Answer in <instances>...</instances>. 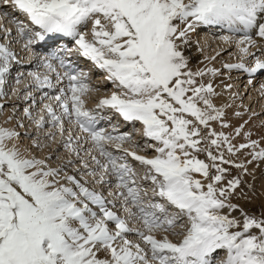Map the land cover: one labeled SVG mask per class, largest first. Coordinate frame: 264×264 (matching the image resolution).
<instances>
[{
    "label": "snow or ice",
    "instance_id": "6c2138e0",
    "mask_svg": "<svg viewBox=\"0 0 264 264\" xmlns=\"http://www.w3.org/2000/svg\"><path fill=\"white\" fill-rule=\"evenodd\" d=\"M0 20L16 30L0 23V98L22 41L35 61L22 115L68 156L52 167L18 150L23 123L0 127V264H264V205L257 216L232 203L250 199L243 177L264 147L243 124L225 131L221 70H193L186 55L198 28L218 27L239 58L223 69L252 84L264 73V0H0ZM73 55L112 85L94 109L98 89ZM113 116L139 124L143 144Z\"/></svg>",
    "mask_w": 264,
    "mask_h": 264
},
{
    "label": "rangeland",
    "instance_id": "374dc122",
    "mask_svg": "<svg viewBox=\"0 0 264 264\" xmlns=\"http://www.w3.org/2000/svg\"><path fill=\"white\" fill-rule=\"evenodd\" d=\"M199 30L200 31H204L203 33L210 35V33H208V32L206 33V30L207 29L202 30L201 28H198L197 31L195 32L196 34H194L196 37L193 36V34L191 36V42H192V45L193 46H191V44H190V47L194 48V51L196 50L195 53H194V56L197 59L196 62H195V65L192 67L193 70H195L197 67L204 68L206 65H210V66L212 65L211 67L220 69L221 70V75L217 76L214 79V81H213V85L215 87V90L217 91L218 88H219V91H217V92H219L220 95L229 96V97L230 96L232 97V93H236L237 94V98L233 99V97H232L231 100L233 101L234 108H236L238 110L236 112H240L241 113V116L240 117H242L243 115L246 114V115H248V117H251L253 120H255L257 118L261 122V123L258 122L260 124V126H257V127L255 126V128H254V130L259 135L255 134L256 138L253 137V135H251V139L252 140H256L258 138L259 141H260V139H264V94H263L264 92L262 90H260L261 85L259 83L258 84L255 83V82H254V84H253V82H252V84H249L248 81L243 80V78H244L243 73H242V76H239L240 74H236V72H233L231 74L228 73V72H226L223 69V67H222L223 64H225V63H238L239 62V58L236 57V55L234 54V51H235L234 45H232V46L222 45L223 43L221 41H220L221 42L220 43L219 42V39L217 37H214L216 39V42L215 43L214 42H211L213 40H211L210 42H208L207 40L204 41V39H205V38L203 39V36L204 35L202 34V38H201V32H199ZM217 34H220V33H216L215 36ZM208 35H206V37ZM0 37H2V32H0ZM208 38H210V36H208ZM193 42H195V43L193 44ZM0 43H5V41L2 40V39H0ZM204 43H205V45H204ZM214 44H217V45L218 44H221L222 46H225L228 51L222 52V53H220L221 55L219 54L217 56L216 55L217 54L216 53L217 50H215V45ZM212 57H215V59L214 60L211 59ZM201 62H203V63H201ZM17 70H13V71L11 70V74L14 77L11 74L9 75L6 84H8L9 82L10 83L8 84L7 87H6V84H5V87H4V91H5L4 92V96H3V98H0L1 99L0 105H3L2 110H0V127H8V128L15 127V124L10 125L11 120H9V118L11 116H13V114H15V118H17V116H18L19 113L22 114L23 108H25V107L28 106V103L23 98V94L25 92V86L24 85L28 82V78H27V76H25L24 78H22V82L20 84H17L18 85L17 86L16 85V82H15V78L17 77L15 75H17V74H13V73H16ZM18 72L20 73L21 71L19 70ZM97 75H99L100 77L99 78L96 77L98 79H96L95 82H94V83H97V84H95V86L96 85L99 86L102 83V84H106V88H107L108 82H105V81L104 82H101L100 81V79L101 80H104L102 78L104 76V74L100 72L98 74L96 73V76ZM9 79H11V81ZM23 83H25V84H23ZM262 83H264V82H262ZM227 85H232L231 90H226V86ZM13 87H15V88H13ZM109 88L112 89V85H109ZM99 91H102V90H99ZM99 91H95L94 93L92 92L93 95L90 94V96L97 95L98 93H100ZM260 91H262V92H260ZM13 92H15V93H13ZM18 92H19V95L16 98V94ZM10 99L13 100V102H16V103H14V105H13V103L12 104L5 103V102H8ZM235 105H236V107H235ZM86 106H87V103H86ZM9 110L10 111H13L12 112V115L10 117L7 115V113H8ZM6 111H7V113H6ZM36 111H38V108L36 109ZM235 113H234V117H236L238 119H241V118L235 116ZM248 117H247V120H248L247 122L248 123H246V125H251L249 123V118ZM260 119H262V120H260ZM29 123L26 126H25V123H23L24 124V127L22 129L19 128V127L16 128L17 131L19 129L18 132L20 133V138L17 141V148H18L19 151L24 152L27 155L30 154V155H33V156H37V154H38V156H39V153L37 152V150H35L33 148L32 149L31 148L29 149L30 145L27 146V142L28 141L32 142L33 140H36L37 142H43V143H45L46 144V147L50 148L52 146V142L53 141L46 139L44 133H38V132L35 133V131H33L34 130L33 126L30 127V124ZM118 123H116V124H118ZM140 127L141 126L139 124H136L135 126H133L130 129V132L129 133L132 134V137H133V140L134 141H136L137 143L143 144L142 137H140L141 136V134H140ZM46 130L47 129H45V131ZM218 130H220V129H217V131ZM119 131L122 132V133L123 132H127L128 133L129 128L128 129H125V128L123 129V127L121 126V127H119ZM24 134H27V135H24ZM238 138H237V140H238ZM58 142L60 143V145H62L59 140L53 142V143H55V146H53V148L54 149L56 148L55 149L56 152L53 153L52 150L50 152H48L49 153L48 157H51V160L48 161V163L50 165L52 164L51 166H53V164H56V161H58V163L60 164L61 161L62 162H66L67 159H68V156L65 153L64 148L61 151L60 145L57 146V143ZM233 142L236 143L237 141L234 140ZM22 145H25V146H22ZM21 148H23V149H21ZM35 153H37V154H35ZM138 154H143V153H138ZM201 158H203V157H201ZM59 160H61V161H59ZM130 162H131V164L133 165V167L135 169L137 168L136 170H138V171L140 170L139 169V165H137L135 161L130 160ZM262 164H264V162H261L260 163V165H262ZM66 170L69 171V172H71V169L70 168H67ZM232 175H236V170L235 169H232ZM249 178H248V175H246V176L243 177V180H244V192H246L247 195L249 194L248 193L249 189H248L247 185H251V188H252V183H251V180ZM254 189H255V187H254ZM106 190L107 189H104L105 195L107 194V191ZM251 190L253 191V189H251ZM249 192H251V191H249ZM251 193H253V192H251ZM260 195H261V193L260 192L259 193L257 192V193H254V195L253 194H249L250 199H247V198H245V199H236V198H233L232 199V203L238 204L240 206V208H242L245 212H248L249 214H255V215L259 216L260 215V212H261V207L263 205L261 203L260 199H259ZM241 204H242L243 207L241 206ZM236 212L240 213L239 210H237ZM222 255H223L222 252L221 253H218L217 254L218 259Z\"/></svg>",
    "mask_w": 264,
    "mask_h": 264
},
{
    "label": "bare ground",
    "instance_id": "6f19581e",
    "mask_svg": "<svg viewBox=\"0 0 264 264\" xmlns=\"http://www.w3.org/2000/svg\"><path fill=\"white\" fill-rule=\"evenodd\" d=\"M7 22V21H6ZM5 22V23H6ZM0 23H3L2 22V20H0ZM8 23V22H7ZM5 26V25H4ZM5 27H7L8 29H10V26H8V25H6ZM199 32H201V38H202V34L204 35L203 36V39H204V41H208V42H210L211 40H213V41H211V42H216V39L214 38V37H218L219 35H221V34H225V33H222L221 31H220V29L217 27V28H212V29H210V28H207V30H206V33L208 32V33H210V35H208V34H205V33H203L204 31H200L199 30ZM216 33H220L219 35H216L215 36V34ZM194 34H196V33H193V36H195ZM206 35H208V36H210V38H208V36L206 37ZM2 36H3V32H2ZM196 37V36H195ZM197 39V38H196ZM198 40V39H197ZM218 40V39H217ZM203 41V40H202ZM197 42V41H196ZM220 42V41H219ZM195 42H193V44H194ZM221 43V42H220ZM211 44V43H210ZM204 45H205V43H204ZM215 45V50H217V52L216 53H218L219 52V54L220 53H222V52H225V51H228L227 49H226V47L225 46H222V45H224V44H214ZM191 46H193L192 45V42H191ZM14 49V48H13ZM213 50V49H212ZM14 51V50H13ZM196 51V50H195ZM195 51H194V48H192V47H189V49L187 50V52H186V55H188L189 56V58H190V66L191 67H193L194 65H195V62H196V58H195V56H194V53H195ZM15 52V51H14ZM20 52H21V56H19L18 54H19V52L17 53V56H19L18 58H17V60H20V62L22 63V64H24V63H27V60H28V58H27V55H28V53H26V52H24L23 50H20ZM235 52H236V49H235V51H234V54H235ZM215 53V52H214ZM217 55V54H216ZM221 55V54H220ZM218 56V55H217ZM216 56V57H217ZM237 57V56H236ZM228 58V57H227ZM226 60V59H225ZM204 65V64H203ZM207 67H211L210 65H206ZM14 67V66H13ZM25 68H23V69H19L18 68V70H17V72L16 73H13V74H20L21 72H23V73H25V76H26V73H27V71H29V70H31L30 68H28L27 67V69H26V71L24 70ZM12 71H13V68L11 69ZM21 71L20 73L18 72V71ZM34 70V69H33ZM15 72V71H14ZM86 72H88L89 73V83H90V85L93 87V88H98L99 87V89L100 90H104V91H99L100 93H98L97 95H95V96H90V94H92L93 95V93H90L89 94V96L86 98V100H87V105H88V107L87 108H89L91 105H95L96 104V102L100 99V98H104L105 96H107V95H109L110 94V92L112 91V89L111 90H107V88H106V84H100L99 86L98 85H96L95 86V84H97V83H94L95 82V80L96 79H98L100 76L99 75H97L96 76V73L98 74V73H100V71H98V70H96V69H93L92 67H91V65H90V63H88L87 65H86ZM227 72V71H226ZM102 73V72H101ZM104 74V73H103ZM236 74H240L239 76H242V73L241 72H236ZM12 75V74H11ZM16 75V76H17ZM93 75V76H92ZM230 75V74H229ZM13 76V75H12ZM24 76V77H25ZM243 76H244V78H243V80H245V81H248V79H247V77L243 74ZM23 77V78H24ZM96 77H98V78H96ZM103 78V77H102ZM12 79V78H11ZM11 79H9L10 81H11ZM241 79V78H240ZM8 80V79H7ZM14 80V79H13ZM100 81L101 82H104L105 80H101L100 79ZM7 82V81H6ZM105 82H107V81H105ZM262 82H264V79H262L260 82H259V84L261 85L262 84ZM10 83V82H9ZM8 83V84H9ZM8 84H6V87L8 86ZM23 84H25V83H23ZM253 84H254V82H253ZM17 85V84H16ZM108 85V84H107ZM18 86V85H17ZM25 86V85H24ZM95 86V87H94ZM13 88H15V87H13ZM19 88V87H18ZM106 88V89H105ZM235 88V87H234ZM16 90V89H15ZM260 90H262L263 92H264V89H261L260 88ZM12 91V90H11ZM21 91V90H20ZM19 91V92H20ZM217 91H219V88H218V90ZM216 91V92H217ZM262 91H260V92H262ZM5 92V91H4ZM19 92L16 94V98H17V96L19 95ZM244 92V91H243ZM13 93H15V92H13ZM217 93H219V92H217ZM33 94V96H35V98H36V100H37V103H39V97H40V95L42 94L41 92H33L32 93ZM264 94V93H263ZM231 97V96H230ZM229 96H223V95H219L217 98H216V104L218 105V106H220V105H223V104H225V103H231L233 106L231 107V108H229V109H226V113H227V115H226V121L230 124V125H232V127L231 128H229V129H226L225 131L226 132H232L233 131V129L234 128H236V127H239L240 125H244V128H243V132H250L251 133V135H253V137H255L256 138V136H255V134H257V135H259L255 130H254V128H255V126L257 127V126H260V124L258 123V122H260L256 117V119L255 120H253L251 117H248V115H243L242 117H239V118H241V119H238V118H236V117H234V113L236 112V111H238L236 108H234V104H233V101L231 100L232 99V97L230 98ZM23 100V99H22ZM0 101H1V99H0ZM247 101V100H246ZM255 101V100H254ZM5 103H8V104H12L13 103V105H14V103H16V102H13V100H9L8 102H5ZM235 107H236V105H235ZM18 108V107H17ZM12 112L13 111H8V113H7V111H6V113H7V115L10 117L11 115H12ZM107 113V112H106ZM17 114V113H16ZM6 116V115H5ZM247 117L249 118V123L251 124V125H246V123H244L245 121H248L247 120ZM261 117V116H260ZM6 118V117H5ZM112 119L115 121V123H118L117 125H118V127H123V129L125 128V129H128L129 128V131H128V133L130 132V129L133 127V125L132 124H130V123H125V122H123L122 120H120L118 117H116V116H113L112 117ZM9 120H11V123H10V125H13V124H15V126H16V122L17 121H20L21 123H25V126L29 123V121L28 120H26V119H24V117H23V115L21 114V113H19L18 114V116H17V118H15V114H13V116H11L10 118H9ZM260 120H262V119H260ZM7 122V121H6ZM248 123V122H247ZM255 123V124H254ZM261 123V122H260ZM30 124V127L31 126H33L31 123H29ZM246 125V126H245ZM216 127V129H219V127L218 126H215ZM18 128V127H17ZM33 128H34V126H33ZM22 129V128H21ZM133 130V129H132ZM18 131H19V129H18ZM21 131V130H20ZM33 131H35V133H36V130H35V128H34V130ZM219 131V130H218ZM255 131V132H254ZM24 135H27V134H24ZM40 137V136H39ZM140 137H142V136H140ZM259 137V136H258ZM26 138V137H25ZM258 139V138H257ZM256 139V140H257ZM142 140H143V138H142ZM259 140V139H258ZM58 141V140H57ZM236 143L235 144H239V143H244L245 142V140H244V138H243V135H241V137H239L238 138V140L236 139ZM54 142V141H53ZM52 142V146L50 147V148H48V147H46V144L45 143H43V142H38L39 144H40V147H33L32 146V142H30V141H28L27 142V146H29L30 145V147H29V149L31 148H33V149H35V150H37V152L39 153V156H38V154L37 153H35V154H37V156H35L36 158H38V159H43V158H45V157H48V155H49V153L48 152H50L51 150H52V152L54 153V152H56V148L54 149L53 148V146H55V143H53ZM234 143V142H233ZM48 144V143H47ZM60 145V143L58 142L57 143V146H59ZM22 146H25V145H22ZM21 146V147H22ZM48 146V145H47ZM260 146L261 147H264V139H260ZM25 148V147H24ZM27 148V147H26ZM60 148H61V151H62V149H63V146L62 145H60ZM21 149H23V148H21ZM32 151V150H31ZM22 153H24V152H22ZM26 154V153H25ZM27 155V154H26ZM30 155V154H29ZM30 156H33V155H30ZM240 159H244V156H240ZM130 160L131 159H129V163L131 164V162H130ZM59 161H61V160H59ZM62 162V161H61ZM59 163H58V161H56V164H53V166L52 167H55V166H57ZM52 165V164H51ZM50 165V166H51ZM133 166V165H132ZM137 169V168H136ZM248 172L249 173H252L253 175H248V178L251 180V183H252V188L251 189H253V191L251 190V192H253V193H261V195H260V197H259V199H260V201H261V203L264 205V164H262V165H260L259 164V167H257L256 165H255V163H253V164H250V165H248ZM143 173L141 172V175H142ZM140 183H142V184H145L146 182L145 181H143V180H140ZM259 184V185H258ZM254 187H255V189H254ZM107 191V190H106ZM251 192H249L248 191V193L249 194H253V193H251ZM249 194H248V196H249ZM251 196V195H250ZM249 196V197H250ZM241 206H242V204H241ZM243 207V206H242ZM225 211V213L227 212V210L225 209L224 210ZM233 216H235V217H237V218H241L240 217V213H238V212H234L233 214H232ZM173 239H175V238H173ZM216 259H218V256H217V254H216V257H215Z\"/></svg>",
    "mask_w": 264,
    "mask_h": 264
}]
</instances>
